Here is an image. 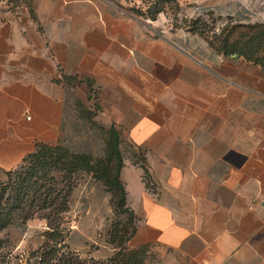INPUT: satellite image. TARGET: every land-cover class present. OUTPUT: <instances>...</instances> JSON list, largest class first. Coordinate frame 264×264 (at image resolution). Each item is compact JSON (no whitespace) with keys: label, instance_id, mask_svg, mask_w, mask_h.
Wrapping results in <instances>:
<instances>
[{"label":"crops","instance_id":"1","mask_svg":"<svg viewBox=\"0 0 264 264\" xmlns=\"http://www.w3.org/2000/svg\"><path fill=\"white\" fill-rule=\"evenodd\" d=\"M198 1L223 21L264 22V0ZM132 6L0 0V180L37 144L98 157L112 126L142 264H264V68ZM69 197L66 244L107 257L103 180L83 173Z\"/></svg>","mask_w":264,"mask_h":264},{"label":"rangeland","instance_id":"2","mask_svg":"<svg viewBox=\"0 0 264 264\" xmlns=\"http://www.w3.org/2000/svg\"><path fill=\"white\" fill-rule=\"evenodd\" d=\"M134 3L138 15L148 18L158 28L165 25L194 29L211 39L217 34L221 37L227 34L229 31L225 27L234 23L211 15L205 1L134 0ZM229 34L237 39L238 28ZM38 158L44 159L42 165L32 160L22 170L5 171L0 180V216L7 221L0 228V264H23L24 257L44 241H55L59 251H64L62 256L72 264H125L119 255L120 251L133 249L127 245L133 227L132 219L118 203H109L114 216L108 222L106 239L115 248L107 257L98 259L68 249L66 235L73 216L68 203L71 184H75L83 173H88L79 171L63 175L60 170L52 172V164L48 162L53 160L52 155ZM63 158L57 159L60 162L72 160ZM111 170L112 165L106 164L105 181H109ZM55 226L59 228V234L50 237L46 232ZM138 255H142V251Z\"/></svg>","mask_w":264,"mask_h":264},{"label":"trees","instance_id":"3","mask_svg":"<svg viewBox=\"0 0 264 264\" xmlns=\"http://www.w3.org/2000/svg\"><path fill=\"white\" fill-rule=\"evenodd\" d=\"M12 1L15 2L17 0ZM132 8L136 12V14H138L135 9L136 7L132 6ZM225 28H228L227 30L229 32L227 34H223L222 37L219 34L214 35L213 39L209 38V43L216 50L222 52L223 54L243 55L247 59H251L252 61L259 63L264 68V22H234L228 24ZM236 28H238L239 37L237 39H234L236 37L231 36L229 33H231V31ZM75 106L80 113L85 116L88 115L89 111L84 109L78 100L75 101ZM51 155L53 157V160H48V162L52 164V172L60 170L64 175L67 173L76 174V172L80 171L88 173L93 179H102L105 188L109 192L110 202L118 203L121 206L122 210L126 212V208L124 207V189L118 179V170L121 165L122 159L120 151V138L117 130L114 127L110 126L104 131L103 153L98 157H91L90 155L85 153L71 152L59 144H37L34 150L27 153L22 158L21 162L11 170H22L32 160H36L42 165L44 159L40 161L38 156L42 157ZM61 156H64V160L66 158L72 160L60 162L57 158ZM108 163L112 165V170L110 173L109 181L107 180V182L103 179V175L105 171V165ZM73 185L74 184L72 183L71 187ZM66 187H69L68 184H66ZM6 222V219L0 216V228L3 227ZM58 230L59 228L55 226L53 229L46 233L51 237L54 234H59L60 230ZM64 247L66 248V245H64ZM68 249L72 250L69 247ZM139 251H142V255H138ZM63 252V250L59 251V248L56 247L55 241L50 243L44 241L24 257L23 264H72L71 262L67 261L64 256H62ZM144 257V245H139L132 250L120 251L119 255V259L123 258L125 260V264H142L144 261Z\"/></svg>","mask_w":264,"mask_h":264},{"label":"built area","instance_id":"4","mask_svg":"<svg viewBox=\"0 0 264 264\" xmlns=\"http://www.w3.org/2000/svg\"><path fill=\"white\" fill-rule=\"evenodd\" d=\"M62 72L61 71H58V77L60 78L62 76Z\"/></svg>","mask_w":264,"mask_h":264}]
</instances>
